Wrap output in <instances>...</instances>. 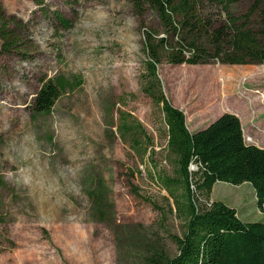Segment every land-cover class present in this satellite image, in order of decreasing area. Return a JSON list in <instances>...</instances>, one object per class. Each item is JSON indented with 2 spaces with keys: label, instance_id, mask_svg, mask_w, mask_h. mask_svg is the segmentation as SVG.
<instances>
[{
  "label": "rangeland",
  "instance_id": "1",
  "mask_svg": "<svg viewBox=\"0 0 264 264\" xmlns=\"http://www.w3.org/2000/svg\"><path fill=\"white\" fill-rule=\"evenodd\" d=\"M46 4L70 22L69 29L51 15L45 17L31 0H0V21L9 23L21 43V54H1L0 40V214L4 219L0 235L7 234L14 243L11 249L0 246V264H80L74 248L86 250L88 264H141L138 247L127 251L126 243H117L122 240L117 234L126 227L138 230L140 237L159 240L174 255L170 236H180L181 225L168 213L165 192L149 178L148 171L155 168L131 151V133L121 129L123 119L133 128L140 125L152 140L157 171L170 174L162 116L140 88L145 61L143 29L161 35L156 14L146 7L136 8L131 0H46ZM98 5L111 14V23L100 29L110 36L122 18L133 15L137 20L134 31L140 48L131 72L127 68L130 58L119 40L109 39L91 49L73 38L81 18ZM261 10V0H237L231 8L234 16L249 17L247 27L254 32L261 26ZM42 21L55 28L47 50L32 39L33 26ZM81 55L108 56L117 66L109 68L103 79L94 77L76 66L74 61ZM157 75L165 98L183 112L190 133L230 113L240 121L245 144L264 149V66H171L162 62ZM56 78L73 83L77 79L81 84L62 93L49 115H34L31 105L38 90ZM72 129L78 136L70 135ZM26 132L35 135L38 154L51 172L61 164L78 169L79 195L63 204L52 199L38 201L13 182L11 173L19 162L7 158L8 147ZM99 180L114 205L112 227L95 221L89 212L86 192L90 182ZM130 185L161 208L166 214L164 222L158 210L131 193ZM211 200L235 209L243 222L264 220L248 183H216ZM75 224L83 232L78 233Z\"/></svg>",
  "mask_w": 264,
  "mask_h": 264
},
{
  "label": "trees",
  "instance_id": "2",
  "mask_svg": "<svg viewBox=\"0 0 264 264\" xmlns=\"http://www.w3.org/2000/svg\"><path fill=\"white\" fill-rule=\"evenodd\" d=\"M31 1L45 17L51 15L64 29L70 28V22L51 11L46 0ZM236 1L131 0L136 8L151 9L161 28V35L143 29L145 61L140 88L162 116L170 174L157 171L152 140L140 125L133 128L123 119L121 129L124 134L131 133V151L141 162L147 160L155 168L148 171L149 178L165 192L168 213L181 225L180 236L169 234L176 249L172 256L159 240L140 237L136 229L126 227L118 233L122 240L117 243H126L127 251L138 247L142 252L141 264H264V220L243 222L235 209L211 200L216 183H248L254 190L256 206L264 215V149L245 144L240 121L230 113L190 133L183 112L165 98L157 75V66L162 62L171 66H264V0L257 32L247 27L248 16L232 14ZM8 24L0 21L1 54H21V43ZM14 26L17 27L16 22ZM80 84V80L73 83L65 78L44 82L31 105L32 113L49 115L60 95ZM130 191L158 210L164 222L166 214L154 201L141 197L133 185ZM86 194L92 218L107 227L115 226L114 205L102 181L90 182ZM3 224L0 214V225ZM0 246L11 249L14 243L7 234L0 235Z\"/></svg>",
  "mask_w": 264,
  "mask_h": 264
},
{
  "label": "clouds",
  "instance_id": "3",
  "mask_svg": "<svg viewBox=\"0 0 264 264\" xmlns=\"http://www.w3.org/2000/svg\"><path fill=\"white\" fill-rule=\"evenodd\" d=\"M111 21V14L103 5H98L81 18L73 30V38L91 49L103 46L109 39L119 40L130 58L127 68L131 72L136 66L135 54L140 48L139 37L134 31L137 20L133 15L122 18L119 24L113 26V34L110 36L100 29ZM54 32L53 26L42 21L33 26L32 39L42 50H47L48 42L53 38ZM74 62L82 72L101 79L109 68L117 66L116 61L108 56L81 55ZM70 135L76 137L78 133L72 129ZM38 149V141L30 132L10 142L7 158L13 163L19 162V166L11 173L13 182L27 189L38 201L52 199L57 204H63L70 196L79 195L81 189L76 179L78 169L71 164H61L56 172H51L49 164L39 156ZM74 228L78 233L83 232L80 224H75ZM73 251L78 256L80 264H88L86 250L74 248ZM17 264L21 262L18 261Z\"/></svg>",
  "mask_w": 264,
  "mask_h": 264
},
{
  "label": "crops",
  "instance_id": "4",
  "mask_svg": "<svg viewBox=\"0 0 264 264\" xmlns=\"http://www.w3.org/2000/svg\"><path fill=\"white\" fill-rule=\"evenodd\" d=\"M195 131H197V130H195Z\"/></svg>",
  "mask_w": 264,
  "mask_h": 264
}]
</instances>
